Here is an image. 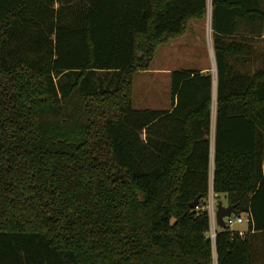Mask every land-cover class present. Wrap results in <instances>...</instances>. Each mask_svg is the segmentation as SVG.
<instances>
[{
	"label": "trees",
	"instance_id": "obj_1",
	"mask_svg": "<svg viewBox=\"0 0 264 264\" xmlns=\"http://www.w3.org/2000/svg\"><path fill=\"white\" fill-rule=\"evenodd\" d=\"M208 10L0 0V264H264V0H211L216 75L173 70L170 108L134 106ZM211 189L244 235L210 236Z\"/></svg>",
	"mask_w": 264,
	"mask_h": 264
},
{
	"label": "rangeland",
	"instance_id": "obj_2",
	"mask_svg": "<svg viewBox=\"0 0 264 264\" xmlns=\"http://www.w3.org/2000/svg\"><path fill=\"white\" fill-rule=\"evenodd\" d=\"M209 67L215 74V58L212 45L211 0L208 15L204 20H193L189 30L181 37L159 46L148 70L137 71L134 75V106L136 108H170L172 104L171 73L158 72L161 69H193ZM214 101V116L216 109ZM214 141V132H213ZM212 141V143H214ZM213 155L211 158V178L213 176ZM228 205L225 194H217L211 189L207 205H213L215 213L218 204ZM206 205V206H207ZM235 219V216L232 217ZM213 228L220 227L216 222ZM232 229L245 228V223L234 222Z\"/></svg>",
	"mask_w": 264,
	"mask_h": 264
},
{
	"label": "water",
	"instance_id": "obj_3",
	"mask_svg": "<svg viewBox=\"0 0 264 264\" xmlns=\"http://www.w3.org/2000/svg\"><path fill=\"white\" fill-rule=\"evenodd\" d=\"M215 75H216V66H215ZM198 205V199L195 200L191 206L193 208H196ZM238 213V210L235 208V206L233 204H228V205H224L223 202L221 201L218 204V209L216 212V221L217 224L221 227H226L227 226V217H231L233 215H236Z\"/></svg>",
	"mask_w": 264,
	"mask_h": 264
},
{
	"label": "built area",
	"instance_id": "obj_4",
	"mask_svg": "<svg viewBox=\"0 0 264 264\" xmlns=\"http://www.w3.org/2000/svg\"><path fill=\"white\" fill-rule=\"evenodd\" d=\"M207 209H208V212H209V215H210V219H211L210 236L212 238H215V236H216V229L212 227V226H214L213 224H215V222L217 223L215 209H214L213 205H207ZM234 216H235V219L232 218L233 216L226 218L227 224L229 226H231L234 222H238V223H248V221L251 220V216L249 214L239 215V216L238 215H234ZM245 232L246 231H240V233L242 235H244Z\"/></svg>",
	"mask_w": 264,
	"mask_h": 264
},
{
	"label": "crops",
	"instance_id": "obj_5",
	"mask_svg": "<svg viewBox=\"0 0 264 264\" xmlns=\"http://www.w3.org/2000/svg\"><path fill=\"white\" fill-rule=\"evenodd\" d=\"M191 26V25H190ZM158 50V49H157ZM156 56V55H155ZM198 69H200V70H202V71H209V67H203V68H198ZM173 70H175V69H173V68H168V69H161V70H159L158 72H163V73H171ZM171 107V106H170ZM245 225H247L246 223H245ZM248 226V225H247ZM247 229H248V227H245V228H239L238 230H240V231H247Z\"/></svg>",
	"mask_w": 264,
	"mask_h": 264
}]
</instances>
